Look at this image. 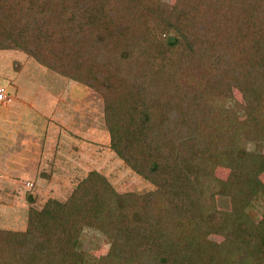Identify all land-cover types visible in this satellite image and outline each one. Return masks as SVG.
<instances>
[{
	"label": "trees",
	"instance_id": "1",
	"mask_svg": "<svg viewBox=\"0 0 264 264\" xmlns=\"http://www.w3.org/2000/svg\"><path fill=\"white\" fill-rule=\"evenodd\" d=\"M0 49L99 90L112 150L152 184L94 169L65 201L28 194L0 264H264V0H0ZM95 226L114 240L99 256Z\"/></svg>",
	"mask_w": 264,
	"mask_h": 264
},
{
	"label": "rangeland",
	"instance_id": "2",
	"mask_svg": "<svg viewBox=\"0 0 264 264\" xmlns=\"http://www.w3.org/2000/svg\"><path fill=\"white\" fill-rule=\"evenodd\" d=\"M0 88L7 95L0 101V175L6 176L0 199L8 202L0 204V227L24 229L28 194L37 207L50 197L65 201L90 170L103 172L120 191L152 187L112 150L99 90L15 49H0ZM235 94L245 102L237 90ZM190 148L192 141H182L178 156L197 180L198 164ZM204 167L217 177L229 173L224 166ZM219 202L226 204V199ZM83 235L85 248L95 256L109 252L114 243L113 235L96 226L85 227Z\"/></svg>",
	"mask_w": 264,
	"mask_h": 264
},
{
	"label": "crops",
	"instance_id": "3",
	"mask_svg": "<svg viewBox=\"0 0 264 264\" xmlns=\"http://www.w3.org/2000/svg\"><path fill=\"white\" fill-rule=\"evenodd\" d=\"M3 157H4V154H3ZM3 157H2V159H3ZM6 181V176H3V175H0V183L2 184V183H4ZM14 189V188H13ZM18 189V188H17ZM16 189H14V191H15ZM3 194V193H2ZM3 196V195H2ZM17 197H19L18 195H16ZM20 198V197H19ZM8 199V198H7ZM11 200H12V202L11 201H9V203L11 202V205L12 206H14V207H16V205L14 204V202H15V199L14 198H11ZM19 202V201H18ZM8 202H4V197H2V199H0V204H2V206H4L5 204H7ZM0 228H2V227H0Z\"/></svg>",
	"mask_w": 264,
	"mask_h": 264
},
{
	"label": "built area",
	"instance_id": "4",
	"mask_svg": "<svg viewBox=\"0 0 264 264\" xmlns=\"http://www.w3.org/2000/svg\"><path fill=\"white\" fill-rule=\"evenodd\" d=\"M5 97H7V95L5 94V89L0 88V101L4 100Z\"/></svg>",
	"mask_w": 264,
	"mask_h": 264
}]
</instances>
